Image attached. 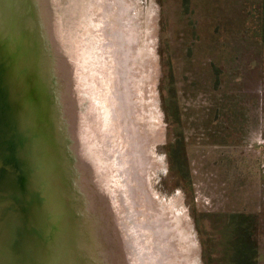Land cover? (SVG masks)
<instances>
[{"label":"rangeland","instance_id":"rangeland-1","mask_svg":"<svg viewBox=\"0 0 264 264\" xmlns=\"http://www.w3.org/2000/svg\"><path fill=\"white\" fill-rule=\"evenodd\" d=\"M3 1L0 32L12 52L28 16L23 2L11 9ZM41 2L55 62L56 88L48 93L59 102L72 154L57 174L64 185L77 184L78 194L87 191L80 211L73 193L57 192L80 218L76 231L71 216L82 248L60 264H224L227 216L234 213L252 217L257 264H264L262 0H191L190 16L179 0ZM217 18L220 35L213 33ZM168 145L186 158L184 187L170 173ZM34 170L33 181L37 164ZM1 180L10 187L9 178ZM46 187L49 206L53 182ZM52 209L38 212L49 264L58 261L51 231L59 214Z\"/></svg>","mask_w":264,"mask_h":264},{"label":"water","instance_id":"water-1","mask_svg":"<svg viewBox=\"0 0 264 264\" xmlns=\"http://www.w3.org/2000/svg\"><path fill=\"white\" fill-rule=\"evenodd\" d=\"M20 1L23 2L21 5H24V12L28 18L24 23V30H20V35L15 40L16 44L12 52L8 41L3 39V33L0 32V164L2 165L0 175L4 177L10 174L12 188L14 184V190L3 188L1 187L2 180H0V196H3L6 191H13L16 193L17 199L19 197L22 199L21 202L4 201L0 197L4 201H0V264H11V259L8 256L13 252L9 246L12 239L11 227L13 225V235H16L17 230L14 225L20 222V219L21 222L27 220L26 226L30 225V233L26 234V237L29 236L26 241V250L32 249L31 252L35 256L32 260L26 258L24 264H49L46 262L44 254V252L47 253V243L44 242L45 228L41 223L43 218L42 214H38V212L39 210L42 212V208L47 212L48 209H52V204L59 217L58 222L55 223L56 229L54 228L55 230L52 231L56 243L51 248L54 256H57L56 259H58L55 264H60L63 256L71 259L82 248L79 245L80 237L76 232L80 218L78 219V216L72 213L74 208L68 205V201L58 202L59 196L62 198V195L69 190L70 194L75 195L76 203L74 202V204L80 211L84 208L82 204L84 197L87 196V191L83 189L78 194L77 184L67 185L65 182V186L57 174L62 165L61 161L64 162V165L70 163L68 155L71 157L72 154H67L66 151V137L68 136L64 130L59 102H55L54 93L51 96L48 93L49 89L52 90L56 87L51 85L52 71L55 67L52 65L54 60L49 58V40L45 36L44 29L46 24L45 14L43 15L44 7L41 0H8L7 5L13 9L16 7V3L20 4ZM2 2L4 1L0 0V11L7 17L4 12L6 8H3ZM24 44L26 45V66L21 54ZM53 64L55 65V62ZM68 133L71 138L69 140L75 142L69 128ZM9 163L13 173L6 172L8 170L5 168H8ZM36 164L39 175L36 173L33 181ZM69 172L72 181L71 175L74 178V174ZM37 179H39V183ZM47 180L49 183L53 182V193L49 206L47 205ZM42 182L43 190H41ZM65 187L68 189H64ZM57 192L60 194L58 197ZM41 195L44 201L40 199ZM53 198L57 202L51 201ZM71 216L76 218V231L72 230L74 223ZM24 217L26 218L23 220ZM32 218L35 222L34 228L31 225ZM60 224L59 229L57 226ZM88 227L92 229V223L88 224ZM25 230L27 231L26 228ZM6 233L8 235L5 238L3 235ZM94 237H96L94 233L90 234V239H94ZM31 242L33 243L32 247L29 246ZM65 251L67 254L63 253ZM6 257H8L7 262H5Z\"/></svg>","mask_w":264,"mask_h":264},{"label":"trees","instance_id":"trees-1","mask_svg":"<svg viewBox=\"0 0 264 264\" xmlns=\"http://www.w3.org/2000/svg\"><path fill=\"white\" fill-rule=\"evenodd\" d=\"M191 0H179L181 9L184 16L189 14V4ZM200 1V0H195ZM202 6L208 5L211 6L212 3H215L219 0H201ZM213 5V4H212ZM259 36L261 38L262 44L264 45V0L260 3L259 7ZM219 19L217 18L216 24L213 26L215 35H220L219 30ZM183 33H187L184 30ZM194 33V34H193ZM192 37L195 40L199 41L201 38L198 37L196 31L191 32ZM164 112L166 120L169 122L170 113L164 105ZM174 116V115H173ZM166 157L169 161L170 173L174 175L177 180L178 185L183 186L181 183V178L183 180L189 179V168L188 164L185 161L186 158L180 147L178 149H172L170 145L166 148ZM188 168V171L186 170ZM185 185L188 182L184 183ZM184 187V186H183ZM229 220L228 223V240L226 242V247L223 254V263L224 264H257L258 262V253H257V244L255 241L256 236V227L252 217L245 215L243 213H234L227 216Z\"/></svg>","mask_w":264,"mask_h":264},{"label":"flooded vegetation","instance_id":"flooded-vegetation-1","mask_svg":"<svg viewBox=\"0 0 264 264\" xmlns=\"http://www.w3.org/2000/svg\"><path fill=\"white\" fill-rule=\"evenodd\" d=\"M10 160H12V159H10ZM4 166V165H3ZM5 169H7L8 171H6V172H10V173H13L12 171L13 170H11L12 169V166H11V164L9 163L8 164V168H5ZM10 169V170H9ZM1 170H2V165L0 164V172H1ZM17 171H19V170H17ZM3 178H9V180L11 181L12 179H11V177H10V174H9V176L8 175H5L4 177L2 176V175H0V180L1 179H3ZM11 183V182H10ZM9 189H11V190H14L13 188H14V184H13V188H12V184L10 185V187H8ZM4 190V189H3ZM0 197H2V199L5 201H15L16 200V202L18 201V202H21L19 199H17L16 198V193H13V191H9V192H4L3 193V196H0ZM9 199H11V200H9ZM27 211V210H26ZM27 213H28V211H27ZM22 217V216H21ZM26 217H24V218H22L23 220L25 219ZM20 222H19V224L18 225H15V229L17 230V236L14 234V242H13V249H12V251L13 252H11L14 256H15V258H13L12 257V259L11 260H13V259H15V261H16V264H24V262L26 261V257L24 256V253H23V251L21 250V247H22V245H23V241H25V243H24V247H26L27 248V246H26V241H28V237H26V234L28 235L29 233H30V225H27L26 226V224H28V222H27V220L24 222H21L22 220H19ZM8 225H9V223H8ZM25 228L27 229V231L25 230ZM28 232V233H27ZM24 233H25V235H24ZM24 235V238L22 239V236ZM27 239V240H26ZM32 242L29 244V246H31L32 247ZM17 247V249L15 250V248ZM36 248V247H35ZM27 251V250H26ZM32 250H29V252H30V257H29V259L31 258V260H32V258L33 257H35L34 256V254L31 252ZM28 253V252H27ZM34 259V258H33ZM17 260H19V261H17ZM30 260V261H31ZM8 261V259L6 260L5 259V262H7ZM34 261V260H33Z\"/></svg>","mask_w":264,"mask_h":264},{"label":"bare ground","instance_id":"bare-ground-1","mask_svg":"<svg viewBox=\"0 0 264 264\" xmlns=\"http://www.w3.org/2000/svg\"><path fill=\"white\" fill-rule=\"evenodd\" d=\"M64 72V71H63ZM62 72V73H63ZM76 159H78L77 161H75V163L76 162H78L79 163V161H80V155H77L76 153H75V160ZM20 201L22 200L21 199V197H19L18 198ZM0 201H2L1 199H0ZM24 207H25V205H23ZM29 214V213H28ZM47 217H48V215H47ZM51 222V221H50ZM19 224V222L18 223H15V225H18ZM14 225V226H15ZM18 230V229H17ZM52 230V229H51ZM19 231V230H18ZM52 232V231H51ZM79 233V232H78ZM11 236H12V239H11V241L9 242V246L13 249V242H14V235H13V225H12V227H11ZM24 238V235L22 236V239ZM109 243V242H108ZM107 243V244H108ZM17 249V247L15 248V250ZM21 250L23 251V245H22V247H21ZM25 250H26V247H25ZM26 252V251H25ZM27 252L30 254V252L27 250ZM106 252V251H105ZM23 253H24V251H23ZM105 254H107V252L105 253ZM15 255V254H14ZM105 256V255H104ZM109 257V256H108ZM28 259V258H27ZM108 259V258H107ZM56 260V259H55ZM83 261V260H82ZM81 261V262H82ZM85 261H87V260H85ZM108 261H109V259H108ZM111 261V260H110ZM58 262V261H57ZM10 263L11 264H14V263H16V261H15V259H13V260H11L10 261ZM78 263V262H77ZM111 263V262H110ZM55 264V263H54ZM79 264V263H78Z\"/></svg>","mask_w":264,"mask_h":264}]
</instances>
